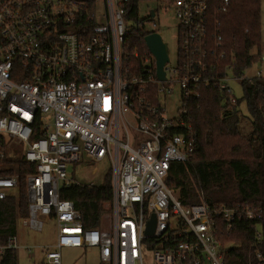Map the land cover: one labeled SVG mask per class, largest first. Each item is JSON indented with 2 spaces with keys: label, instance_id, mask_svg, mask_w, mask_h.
Here are the masks:
<instances>
[{
  "label": "built area",
  "instance_id": "built-area-1",
  "mask_svg": "<svg viewBox=\"0 0 264 264\" xmlns=\"http://www.w3.org/2000/svg\"><path fill=\"white\" fill-rule=\"evenodd\" d=\"M232 1H159L173 9L178 28L177 65L166 62L160 80L149 50L141 67L125 64L134 27L128 0H0V160L21 148L35 167L25 175L23 223L41 230L43 216L58 227L55 243L41 246L42 264H61L62 247H95L104 264H224L231 243H223L222 232L262 219L263 208L248 202L201 197L183 205L166 183L171 163L187 161L196 147L187 101L211 85L237 102L229 66L218 72L225 57L220 15ZM85 159H107L112 186L106 223L90 228L59 195L62 186L83 183L71 178L68 164ZM17 184L18 174H0V199ZM262 238L259 227L255 264H264ZM17 247L16 235L9 236L0 256Z\"/></svg>",
  "mask_w": 264,
  "mask_h": 264
},
{
  "label": "trees",
  "instance_id": "trees-1",
  "mask_svg": "<svg viewBox=\"0 0 264 264\" xmlns=\"http://www.w3.org/2000/svg\"><path fill=\"white\" fill-rule=\"evenodd\" d=\"M139 1L128 0L126 4V17L135 23L125 42L128 67H141L143 52L148 51L144 41L148 31L138 16ZM262 1L233 0L220 15L225 57L218 72L221 76L229 66L228 74L240 82L243 95L232 105L225 91L210 85L201 86L199 96L187 101L185 119L195 131L196 147L187 161L171 163L166 179L183 205L203 197L210 204L230 206L248 202L263 208L258 222L239 220L231 231L222 232L224 244H236L226 251L224 264H255L252 243L259 227L263 231L260 250L264 255V79L243 74L246 67L262 58ZM135 50L137 57L133 56ZM241 101L246 105L251 125L248 135L243 133L244 125L236 109ZM14 151L15 157L0 160V174H18L17 187L0 199L1 244L15 235L19 220L28 216L25 175L35 168L25 161L21 148ZM59 195L73 202L85 228L97 227L106 211L105 204L112 198L111 175L106 173L101 183L62 186ZM0 264H16L14 249H4Z\"/></svg>",
  "mask_w": 264,
  "mask_h": 264
},
{
  "label": "rangeland",
  "instance_id": "rangeland-1",
  "mask_svg": "<svg viewBox=\"0 0 264 264\" xmlns=\"http://www.w3.org/2000/svg\"><path fill=\"white\" fill-rule=\"evenodd\" d=\"M161 2L159 0H140L138 2V16L139 19H143L146 30L160 33L162 40L167 43L169 49V62L167 65L174 67L178 62L177 19L173 9ZM153 9L156 10V15L151 16L150 11ZM260 19L262 58L245 68L243 71L244 77H256L259 71L264 72V0L260 5ZM228 82L235 97H241L243 88L240 82L232 78ZM177 100L178 96L175 95L174 104L177 103ZM236 109L244 125L243 133L248 135L251 131V125L245 103L241 101L237 104ZM94 171H96L95 174H93ZM68 172L74 180L101 183L105 174L110 173V163L107 159L101 161L85 159L82 162L68 164ZM24 219H28V216L20 219L16 226L15 235L18 242V247L14 249L16 264H41V246L55 243L58 232L57 223L53 218L49 220L41 216L43 227L41 230H37L32 228L30 223L24 224ZM102 222L106 223V219ZM235 245V243L227 244L226 247L230 248ZM29 248L31 251H28ZM60 252L61 264H104L99 258L98 249L95 247H62Z\"/></svg>",
  "mask_w": 264,
  "mask_h": 264
},
{
  "label": "water",
  "instance_id": "water-1",
  "mask_svg": "<svg viewBox=\"0 0 264 264\" xmlns=\"http://www.w3.org/2000/svg\"><path fill=\"white\" fill-rule=\"evenodd\" d=\"M154 10L150 11V15L153 16ZM145 44L148 50L153 54L156 60V75L158 79H165L164 65L169 61V49L166 42L162 40V37L157 32H151L144 36ZM154 231V216L148 222L146 233L152 234Z\"/></svg>",
  "mask_w": 264,
  "mask_h": 264
}]
</instances>
